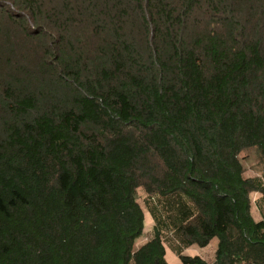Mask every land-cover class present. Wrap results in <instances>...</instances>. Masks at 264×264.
<instances>
[{
    "label": "trees",
    "instance_id": "obj_1",
    "mask_svg": "<svg viewBox=\"0 0 264 264\" xmlns=\"http://www.w3.org/2000/svg\"><path fill=\"white\" fill-rule=\"evenodd\" d=\"M249 150L264 0H0V264H264Z\"/></svg>",
    "mask_w": 264,
    "mask_h": 264
},
{
    "label": "rangeland",
    "instance_id": "obj_2",
    "mask_svg": "<svg viewBox=\"0 0 264 264\" xmlns=\"http://www.w3.org/2000/svg\"><path fill=\"white\" fill-rule=\"evenodd\" d=\"M241 159L244 162L246 168L247 177H262L264 173V161L260 154L256 150H249L242 154ZM260 198V195H252V215L256 221L261 219L260 213L256 207L255 202ZM147 194L143 189L138 190V202L142 206L145 213V235H148L154 225L153 220L149 214V210L146 204ZM144 239V238H143ZM143 242V241H142ZM218 247V240L214 239L210 245L206 248H199L197 246L188 248L184 254L192 257H201L210 264L214 263L216 257V251ZM166 260L169 264H182L178 256H176L170 249L167 250Z\"/></svg>",
    "mask_w": 264,
    "mask_h": 264
}]
</instances>
